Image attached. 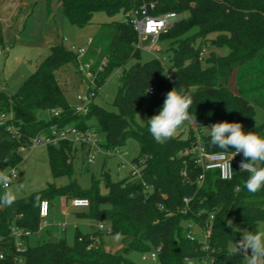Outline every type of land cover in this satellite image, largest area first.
<instances>
[{
    "label": "trees",
    "instance_id": "1",
    "mask_svg": "<svg viewBox=\"0 0 264 264\" xmlns=\"http://www.w3.org/2000/svg\"><path fill=\"white\" fill-rule=\"evenodd\" d=\"M45 10L52 12V0H44ZM62 15L74 26L81 28L91 23L95 12L108 16L126 14L142 4L153 15L175 12L183 15L160 34L159 42L165 51H172L170 66L156 58L140 61L137 38L132 26L122 20L102 25L88 46L82 63L91 64L95 71V93L115 70H120L116 111H107L91 102L85 115L76 114L58 83L56 72L70 66L76 77V55L63 44L49 45L48 53L35 67L23 85L11 95L0 89V114H12L13 131L0 125V172L18 166L22 161L19 147L45 134L52 124L64 126L74 123L79 127L96 121L103 133L105 149L120 148L129 139L138 144V155L143 158L141 178L149 188L134 181L131 176L112 181L106 171L100 179L106 189L99 193L98 180L93 178L88 189H81L74 181L65 185H49L41 193L15 200L11 207L0 205V264H133L126 257L130 250H146L148 245L158 248V264H196L207 252L201 250L199 234L193 240L187 237V224L202 226L212 215L209 254L213 264H245L239 255L230 254V246L240 239L227 220L241 223L255 231L264 221V187L255 194L244 186L248 173L234 167L229 181L221 180L216 171H207L201 183L197 178L201 169L191 155L179 156L196 140L191 128L180 132L164 144L157 143L148 131L147 123L136 125L134 115L148 87L154 88L147 120L159 113L163 92L183 89L194 99L190 107L197 132L207 151L221 149L210 145V136L200 129L216 122L243 124L254 114V108L264 110V0H55ZM0 46L3 47L0 30ZM227 49L221 55L213 49ZM135 60L129 68L125 65ZM234 77L235 92L227 88ZM57 109L59 115L46 120L38 112ZM196 119V120H195ZM258 129L249 132L256 133ZM67 142L48 146L47 156L53 177L70 178L72 156L77 150ZM86 152V148L81 146ZM234 151L229 149L228 152ZM186 174L183 175L182 172ZM54 195L66 199L85 198L89 201L86 212L80 216L104 223L110 233L121 234L125 241L122 253L105 251L101 243L103 232L91 235L75 232L74 243L62 238L45 241L35 246L25 245L31 233L39 229L38 206ZM187 198V207L183 199ZM183 211V212H182ZM28 232L23 246L16 248L11 229Z\"/></svg>",
    "mask_w": 264,
    "mask_h": 264
},
{
    "label": "rangeland",
    "instance_id": "2",
    "mask_svg": "<svg viewBox=\"0 0 264 264\" xmlns=\"http://www.w3.org/2000/svg\"><path fill=\"white\" fill-rule=\"evenodd\" d=\"M51 5L53 7L52 13H54L53 19H50V16L46 13L44 0H0V30L3 41V47L0 46V89H3L5 94H14L23 85L35 67L48 53L49 45L61 42L67 49H70L71 46H74L76 49L83 48L86 46L87 39L93 38L102 25L120 22L124 18V14L122 13L108 16L104 12L98 11L93 14L90 24L78 28L62 15L60 9L56 6L55 0H52ZM185 15H181V17ZM149 45V40H140L138 46L139 60L143 62L156 56L160 59L164 58L161 63L167 69L170 66L172 51H165L158 41L155 45L160 48V51L150 52L147 49ZM213 50L223 55V49L214 48ZM134 63L135 60H130L125 65V68H129ZM119 73L120 70L113 71L100 87L98 93L92 99L95 106L107 111L114 112L117 110L114 100L118 91ZM56 77L66 99L71 105L74 104L75 97L81 92L74 70L70 66H67V68L58 70ZM227 88L235 92L233 76L230 77ZM168 91L170 90L163 92V102ZM150 99L151 96L147 94L142 99L134 115L136 125L143 126L146 123ZM47 116V112H38V117L44 120L47 119ZM73 124L69 123L67 125ZM90 125L95 128L97 127L100 131L101 127L96 121H91ZM242 125L245 132L258 129L256 134L264 137V110L255 107L253 116ZM188 127V121L184 122L177 129L176 134L185 132ZM206 127L200 129L203 136L209 135V129ZM97 138L99 143L102 144L103 133L97 132ZM47 150V145H38L21 152L22 161L17 166V177L7 188H3L0 185V196L5 191H11L15 196V200H17L31 194L41 193L49 185L58 187L67 184L71 180L79 188L88 189L92 184L93 178L99 181V193L105 194L106 189L100 179L101 172L106 171L112 181L125 177L129 170L126 163H130L136 158L139 152L137 142L133 139L127 140L119 148L124 153L123 159L126 162L123 166H120L121 164L116 157H107L100 153L93 155L92 160L87 162L86 152L83 149H77L72 156L73 174L68 178L65 176H52ZM61 202L62 199L59 195H54L51 198L49 201V213L46 219L47 224H43V221H41L37 232L27 236L24 241L25 245L35 246L49 241L50 238H55L56 236L63 238L66 243L72 245L74 243L76 227H78V232L81 235L89 233L87 231L91 228L89 225L87 228L85 224L87 220L76 215L84 210L75 211L68 209L70 199H66L68 214L64 217L61 215ZM63 224H66V231H63ZM233 228L246 229L241 223H233ZM194 231L198 233L196 229ZM237 232L241 237V232ZM114 236V234L108 231L103 232L101 235L102 246L105 251L122 253L125 241L123 237L119 241H115L113 239ZM229 246L231 247L232 245L229 244ZM152 252H156V248L148 245V249L146 250L128 251L126 257L133 264H158V258L155 260L150 258ZM142 256H145L146 259L143 260Z\"/></svg>",
    "mask_w": 264,
    "mask_h": 264
},
{
    "label": "built area",
    "instance_id": "3",
    "mask_svg": "<svg viewBox=\"0 0 264 264\" xmlns=\"http://www.w3.org/2000/svg\"><path fill=\"white\" fill-rule=\"evenodd\" d=\"M154 4H149L147 7L145 4H142L136 8L131 9L125 15L123 20L128 22L137 38V48L139 46L140 40H149L150 45L147 49L150 52L160 51V48L155 44L159 40L160 34L166 32L171 25L178 19L181 18L180 14L175 12H167L161 15H153L150 13L153 10ZM92 38L87 39L86 46L83 48H75L74 46L70 47V51H72L76 55L77 61V72L81 77L80 81L83 85V89L80 94L75 97V102L72 104L74 112L76 114L85 115L89 106L92 102L93 97L95 96V78L98 70L101 69V65H103L104 61L101 62V65L97 67L95 71L91 69V64L82 63L81 59L84 56L88 46L91 44ZM1 55V52H0ZM160 62L164 60V58L160 59L159 57H155ZM154 93L153 87H148L146 90L147 95H152ZM60 113L59 110L54 109L49 112V115L58 116ZM12 114L3 113L0 114V125H6L7 130L13 131V127L11 124ZM188 126L193 131L196 132V140L192 144V146L182 152L179 153V156L191 155L194 159V162L201 169V173L197 178V182L201 183L204 174L207 171H216L218 177L221 180L229 181L233 177V169L234 167L239 168V164L242 160V154H238L235 156L234 151L222 153V151L212 152L207 151L203 146L200 135L197 132V123L195 121H188ZM61 142H67L70 144H77L84 146L86 148V161L90 162L95 154H103L107 157H116L120 166H123L126 163L123 159L124 153L119 150V148L115 149H105L103 148L97 138V129L92 125L86 126L84 128L73 125H64L59 126L57 124H52L45 134L35 136L30 140L29 145L19 147V152L25 151L27 148L36 147L38 145H47V146H57ZM229 161L231 163V167L229 168ZM144 159H138L137 161H131L130 163H126L128 165V174L132 177L133 180L140 183L146 192H149V188L144 184L141 178V168L143 166ZM240 169V168H239ZM5 174L9 177V184L7 187L13 182V180L17 177V166L10 167L4 171ZM183 175L186 174L185 171L182 172ZM1 187L5 188L4 185L0 184ZM188 199L184 198L183 203L187 207ZM70 206L74 208H87L89 205V201L85 198H71L69 202ZM49 211V202L45 199L41 200L38 206V216L40 221L44 220ZM183 212V211H182ZM212 220L213 216L211 215L207 221L204 222L202 226L187 224L186 226L190 228V231L187 233V237L190 240H193L196 237L195 229L199 234V239L201 242V250L207 252V254L202 257L200 260L196 261V264H213V258L210 256L209 252V240L211 237L212 231ZM97 230L101 232L108 231L110 232L109 226L104 223L98 222L96 224ZM11 234L14 237V244L16 248H21L23 246L22 238L23 236L28 235L27 231L22 229H11ZM159 249L156 248V252H152L150 254V258L155 260L157 259ZM0 258L2 255L0 254ZM142 259H146L145 256H142Z\"/></svg>",
    "mask_w": 264,
    "mask_h": 264
},
{
    "label": "clouds",
    "instance_id": "4",
    "mask_svg": "<svg viewBox=\"0 0 264 264\" xmlns=\"http://www.w3.org/2000/svg\"><path fill=\"white\" fill-rule=\"evenodd\" d=\"M193 104V97L183 89L168 91L159 113L146 122L153 139L164 144L174 138L177 129L184 122L192 120L190 107ZM206 128L209 129L210 145L221 149V154L229 149H234L235 156L242 154L240 171L249 174L244 182L246 189L253 194L261 190L264 187V137L245 132L239 122H216ZM229 168H232L230 161ZM0 184L5 188L9 184V177L4 172H0ZM14 202L15 196L11 191H5L0 196V205L11 207ZM227 226L233 227V221L227 220ZM235 229L241 232V237L232 243L230 254L241 256L245 264H264V222H258L255 231ZM121 238V234L117 233L113 239L119 241Z\"/></svg>",
    "mask_w": 264,
    "mask_h": 264
},
{
    "label": "crops",
    "instance_id": "5",
    "mask_svg": "<svg viewBox=\"0 0 264 264\" xmlns=\"http://www.w3.org/2000/svg\"><path fill=\"white\" fill-rule=\"evenodd\" d=\"M47 13V12H46ZM47 15L48 16H50V19H53V17H54V13H47ZM225 48H223V55H225L226 53H227V49H225ZM64 71V70H63ZM78 78V77H77ZM78 83H79V85H80V90H82L83 89V85L81 84V81H80V79L78 78ZM1 88V87H0ZM3 90V89H2ZM48 113V112H47ZM48 116H49V113H48ZM47 116V117H48ZM179 134V133H178ZM178 134H175V136L176 135H178ZM75 147H76V149H79V150H82L81 149V147L79 146V145H74ZM61 199H62V206H61V215L62 216H64V217H66L67 216V214H68V209H70V210H75V211H77V210H84V211H82V212H79V213H77L76 215L78 216V217H82V216H80V214L81 213H83V212H86V208H74V207H72V206H70V204H68L69 205V208L67 207V202H66V198H64V197H61ZM68 208V209H67ZM48 213H49V211H48ZM47 217H48V215H47ZM47 217L44 219V220H42L43 221V224H47V221H46V219H47ZM84 218V217H83ZM87 221L85 222V224L87 225V228H88V225H89V227L91 228V229H89V231H87V232H89V233H87V234H85V235H91V234H93L94 232H96L97 231V227H96V224H97V222L95 221V220H92V219H88V218H85ZM62 227H63V231H66V224H63L62 225ZM78 232V227H76V229H75V232ZM57 240L58 239H60L61 237H59V236H56L55 237ZM65 238L66 239H68L67 238V236H65ZM63 239V238H62ZM101 239V238H100Z\"/></svg>",
    "mask_w": 264,
    "mask_h": 264
},
{
    "label": "water",
    "instance_id": "6",
    "mask_svg": "<svg viewBox=\"0 0 264 264\" xmlns=\"http://www.w3.org/2000/svg\"><path fill=\"white\" fill-rule=\"evenodd\" d=\"M57 239L56 238H50L49 242H56Z\"/></svg>",
    "mask_w": 264,
    "mask_h": 264
}]
</instances>
